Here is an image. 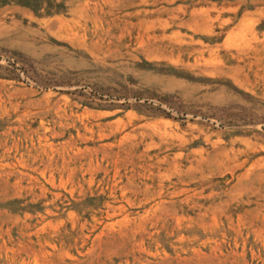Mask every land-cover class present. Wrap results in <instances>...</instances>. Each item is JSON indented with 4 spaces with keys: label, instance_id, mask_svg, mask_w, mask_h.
Returning a JSON list of instances; mask_svg holds the SVG:
<instances>
[{
    "label": "rangeland",
    "instance_id": "rangeland-1",
    "mask_svg": "<svg viewBox=\"0 0 264 264\" xmlns=\"http://www.w3.org/2000/svg\"><path fill=\"white\" fill-rule=\"evenodd\" d=\"M0 264H264V0H0Z\"/></svg>",
    "mask_w": 264,
    "mask_h": 264
}]
</instances>
